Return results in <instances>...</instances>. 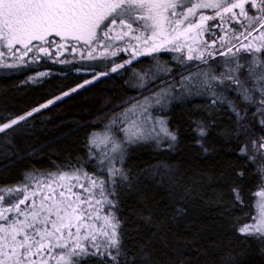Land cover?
<instances>
[{
    "label": "trees",
    "instance_id": "obj_1",
    "mask_svg": "<svg viewBox=\"0 0 264 264\" xmlns=\"http://www.w3.org/2000/svg\"><path fill=\"white\" fill-rule=\"evenodd\" d=\"M85 59L68 57L66 65L0 61V125L84 83L90 74L75 72L79 64L100 71L113 65L109 57ZM254 60L264 66V53L240 59L246 63L244 69L238 66L242 86L221 79L193 93L187 76L211 63L186 62L172 50L144 55L99 78L0 132V196L11 199L13 188L38 173H100L95 134L101 122L148 97L153 111H164L159 117L175 138L135 144L126 160L129 178L118 183L119 247L80 264H264V235L235 223L250 214L252 201L264 189L260 142L251 135L254 128L264 131L259 110L264 78ZM37 69L55 73L32 83L28 77ZM215 72L225 74L223 67Z\"/></svg>",
    "mask_w": 264,
    "mask_h": 264
},
{
    "label": "rangeland",
    "instance_id": "obj_2",
    "mask_svg": "<svg viewBox=\"0 0 264 264\" xmlns=\"http://www.w3.org/2000/svg\"><path fill=\"white\" fill-rule=\"evenodd\" d=\"M167 50L180 52L186 62L211 63L187 76L192 93L221 79L231 87L242 86L238 66L242 63L244 69L246 63L240 59L264 53V0H0V61L66 65L68 57L113 58L107 71L79 64L75 72L90 74L84 83L0 125V132L144 55ZM119 56L122 60L116 62ZM257 60L253 63L261 66L264 78V66ZM100 65L106 66V61ZM221 67L222 78L215 75ZM53 73L37 69L28 80L37 83ZM180 93L183 98L187 90ZM162 97L165 101L167 96ZM263 99L259 110L264 114ZM163 114L162 109L153 111L151 99L145 97L102 121L95 134L100 173H38L13 188L11 199L0 196V264H80L94 254L116 251L118 183L129 178L126 160L136 143L175 138L159 117ZM246 124L252 125L248 120ZM251 130L260 142L258 159L264 166V131ZM250 211L235 221L236 227L264 235V189ZM109 260L116 263L115 258Z\"/></svg>",
    "mask_w": 264,
    "mask_h": 264
}]
</instances>
